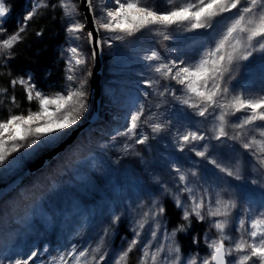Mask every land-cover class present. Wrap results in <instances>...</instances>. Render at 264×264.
I'll use <instances>...</instances> for the list:
<instances>
[{
  "label": "snow or ice",
  "instance_id": "6c2138e0",
  "mask_svg": "<svg viewBox=\"0 0 264 264\" xmlns=\"http://www.w3.org/2000/svg\"><path fill=\"white\" fill-rule=\"evenodd\" d=\"M103 2L107 3V0ZM57 3L68 18L66 31L79 39L76 33L83 32L86 25L74 19L78 14L76 4L72 0H57ZM57 3H52L51 7L55 8ZM84 3L93 24L87 32L93 58L104 44L111 47L114 41H123L142 33L159 36L163 41L173 40L174 32L180 36L192 34L191 45L203 43L194 59L176 50H173V58L166 59L160 50L153 48L143 56V60L161 78L180 86L177 89L169 84L158 93L161 97L169 95L174 107L178 105L180 115L177 116L174 111L178 122L191 123L196 118H211L217 122L211 133L183 127L176 129L174 140L177 152L184 153L187 148L189 153H194L210 165L213 173L207 175L195 167L185 172L178 162L170 165L169 170L175 174L172 186L158 184L161 194L170 198L181 213L182 223L170 231L166 227L161 231L166 208L156 199L135 226L129 229L132 238L111 256L104 239L109 236V230L105 229L95 246L91 242L82 246L71 243L59 248L55 255L49 253L47 246L37 247L22 258L0 256V264H36L37 260L39 264H128L130 254L137 248V264H264V123L256 124L257 121L264 122V78L257 90L258 95L246 94L243 87L234 85L242 68H250L257 60L264 66V0H164L163 5L157 0H111L109 6L99 9L93 5V0H84ZM47 7V0H36L21 26L8 33L5 21L10 9L6 0H0V66L8 68L14 59L13 49L23 40L22 33L28 21L40 8ZM181 28L183 31H176ZM101 30L115 35H109L104 40L100 37ZM69 51L75 54L77 48H70ZM68 63L72 64V57ZM75 63L85 65L87 60L76 59ZM69 71L72 69L69 68ZM73 79L72 75L66 76L67 81ZM86 83L87 80L83 81L78 89L67 85L64 91L48 95L37 88L36 82L27 73L12 78L11 87L15 89L20 85L29 104L36 101L37 107L36 110L29 107L26 113L9 109L6 118H0V165L11 153L20 150V142L29 138L28 148L53 145L57 140L69 137L74 128L79 127L83 112L88 108L87 93L81 90ZM143 85L151 89L153 81L145 79ZM7 92V88H0V94ZM142 96L148 97L149 92H143ZM10 102L19 107L15 95L10 97ZM237 113L242 115L230 121L229 117H235ZM150 120L153 122L149 123ZM154 121L152 110L149 109L145 116V105L138 102L128 113L123 129H118L113 135L124 137L133 144L145 145L149 141L145 126L155 136L173 130L172 118L165 123ZM248 126L253 127L244 131ZM257 132L259 139L255 134ZM212 141L218 143L213 144ZM229 141L236 142L239 149L246 153L249 161L247 172L252 173L253 178L246 179L243 157L232 165L229 152L222 151L225 148L234 150V144H226ZM195 142L203 143L197 148ZM124 148L128 150L129 145L125 143ZM213 149L216 151L213 152ZM225 177L238 183L229 182L215 195L210 187L205 186ZM246 184L259 188L257 199L253 198ZM253 205L256 215L249 219ZM234 215L236 238L226 232L232 227L230 218ZM193 218L200 223L207 220L209 229L216 230L212 238L208 231L203 234L202 239L208 249L203 256L198 250L183 253L176 239L178 233L187 234ZM120 222V215L111 218L113 227L119 226ZM246 223L250 227L241 231ZM146 225L151 226V231L144 239ZM191 242L198 246L201 238L193 236ZM43 254L48 255L45 257Z\"/></svg>",
  "mask_w": 264,
  "mask_h": 264
},
{
  "label": "rangeland",
  "instance_id": "374dc122",
  "mask_svg": "<svg viewBox=\"0 0 264 264\" xmlns=\"http://www.w3.org/2000/svg\"><path fill=\"white\" fill-rule=\"evenodd\" d=\"M72 2L76 4L78 9V14L74 16V19L84 23L86 27L83 32L76 33L80 38L75 39L72 34L66 31L68 18L63 15V25L65 35H67V41L64 45L67 62L72 57V64L69 65L68 63L72 71L68 70L67 76L72 75L74 77L73 81L66 80L64 89L67 85H71L72 89H78L80 84L87 80L84 88L81 89L87 93L85 99L88 104L87 111L83 112L81 117L80 123H82L94 112V59L87 39L89 28L81 9V1L72 0ZM110 2L111 0H107V3H104L103 0H93V5L99 9L109 6ZM97 15H99L98 11ZM176 31H183V29ZM12 32L15 31L12 30L9 33ZM173 34L175 38L165 44L159 43L158 36L146 33L141 36L127 37L123 41H114L111 47L107 43L104 44L103 99L105 102L115 105V108L106 112L96 124L89 127L63 155L0 203V256L22 258L30 250L45 246L48 247L50 254L55 255L59 248L65 247V238L68 235L76 237L73 241L78 246L89 242L95 246L105 229L109 230V236L104 239L111 256L113 252L125 245V241L132 238L129 229L134 227L136 222L142 218L143 213L149 210L152 201L159 199L163 203L165 196L159 191L158 184L167 183L169 187L172 186L175 174L169 169L172 163H179L178 157H182L190 163V168L195 167L203 170L207 175H212V167L201 158L196 157L194 153H189L187 148L184 153L177 152L174 140L176 129L183 127L189 130L199 129L202 132L211 133L214 124L217 122L211 118H196L191 123L185 122L183 124L178 122L174 117V111L177 116L180 115L178 105L174 107L169 95L165 94L161 97L158 94L163 91L166 85H175V82L161 78L143 60V56L153 48L160 50L166 59L173 58V50L185 55L184 53L191 49L190 59H194L203 43L191 45L192 34L187 36L176 35V32ZM109 35L115 34L101 30L102 39L107 40ZM77 43H80V47H82L80 59L87 60L85 65H77L75 60L78 59V52L73 54L69 51L73 47L79 49ZM185 43H187L186 49H183L181 46ZM241 70L251 76L240 77L239 72L237 74L239 78L234 81V85L243 87L246 94L258 95L257 90L261 86V79L264 78L262 62L257 60L250 68H242ZM254 71L255 73L252 74ZM133 74L137 76L131 79ZM145 79L153 81L151 89L144 87L143 81ZM175 87L180 88L179 85H175ZM145 91L149 92V96L146 98L142 96ZM138 102L144 103L145 116L148 115L149 109L152 110L155 116L154 122L165 123L172 118L173 130L164 131L155 136L151 133V129L145 126L144 131L149 134V141L145 145L133 144L132 141L124 137L114 136L113 134L118 129H123L128 113L134 109ZM240 115L242 113H237L235 117H229V120H235ZM121 116L122 118H120ZM152 122L149 121V123ZM262 123L264 122H256L257 125ZM252 127L248 126L244 131H250ZM229 131L231 133V129ZM255 134L259 139L258 132ZM154 136L155 140H152ZM30 140L31 138L28 141L20 142V150L11 153L4 164L0 165V185L22 172L34 158L57 145L63 139L57 140L53 145L41 144L39 147L33 145L28 148L27 144L30 143ZM125 143L129 145L128 150L124 148ZM202 143L195 142V146L199 148ZM212 143L218 142L212 141ZM227 143L235 145L234 150L222 149V151L229 152L231 164L235 165L236 161L243 157L246 179L253 178V174L247 172L249 161L246 153L239 149L236 142L229 141ZM215 151L216 149H213V152ZM155 157L159 158L160 162H155ZM217 159L219 160L220 157L217 156ZM124 174H129L134 179H143L152 189H141V193L131 195L126 186L128 179H120ZM229 182L238 183L224 178L223 180H214L205 186L210 187L212 194L215 195ZM58 183H62V185ZM121 189L124 190L126 196L123 198V202H120L118 197L121 194ZM252 189L260 194L258 187L252 186ZM251 193L254 199L258 198L255 193ZM221 195L224 193L221 192ZM44 198L46 201L42 202ZM120 205L123 208H120ZM107 215L111 218L120 215L119 226L113 227ZM255 215V205H253L249 219ZM230 219L232 220V227L226 229V232L236 238L238 233L236 232L235 215ZM245 225H247L245 229L250 227L249 223ZM147 226H149L148 230ZM165 227L169 231L174 228L166 225L165 220L162 219L161 231ZM245 229H241V231ZM150 231L151 226L146 225L144 239L148 238L147 234ZM205 231H208L210 238L216 235L215 229H209L207 220L203 223L201 232L194 230L187 236L189 237L188 240L181 239L178 233L176 239L180 243L182 252L188 254L198 250L201 256L206 255L208 249L202 239ZM193 236L201 238V243L195 248L191 242ZM43 255L46 257L48 254ZM138 259L139 248L136 249L132 264H137ZM36 264H39V260L36 261Z\"/></svg>",
  "mask_w": 264,
  "mask_h": 264
},
{
  "label": "trees",
  "instance_id": "16d2710c",
  "mask_svg": "<svg viewBox=\"0 0 264 264\" xmlns=\"http://www.w3.org/2000/svg\"><path fill=\"white\" fill-rule=\"evenodd\" d=\"M35 2L36 0H6V6L10 9V14L5 21V27L8 29V33L12 30L16 31L21 26L24 21V16ZM47 2L49 7L40 8L33 19L28 21L27 28L25 32L22 33L23 40L14 47V59L11 60L8 68L6 69L0 66V88L8 89L7 93L0 94L1 118H6L9 109L17 113L21 111L26 113L29 107L33 110H36L37 107L36 101L29 104L26 99V94L20 85H17L15 89L11 87L10 80L14 77L27 73L36 82L37 88L43 90L46 94H57L64 91L69 66L64 53V45L67 41V35H65L63 25V9L58 5L57 0H47ZM157 2L158 4L163 5L164 0H157ZM52 3H57V6L55 8L51 7ZM143 34L144 33L137 34V36H141ZM158 39L160 44H165L167 42L163 41L159 36ZM186 44L187 43L181 47L186 49ZM191 52V49H189L184 54L190 58ZM254 73L255 71L252 72V74ZM136 76L137 75L134 74L131 75V79ZM243 76L250 77L251 75L242 72L241 70L240 77ZM253 89L255 90V88ZM12 95H15L19 107L11 104L10 97ZM113 108H115V105L105 102L102 97L99 119H101L106 112L112 110ZM120 118H122V116ZM152 140L155 139L152 138ZM155 160V162H160V159L157 157H155ZM178 160L179 164L182 166V170L188 172L191 167L190 163L185 161L182 157H178ZM243 163L245 162L243 161ZM225 178L230 179L227 177ZM120 179H128V181H125H127V190L131 193V195L141 193V189H152V187L149 186L143 179H134V177L129 174H124ZM58 184L62 185V183ZM246 187L250 192L255 193L256 197H259V194L252 189V185L246 184ZM120 192L121 194H119L118 197L120 202H123V198H126V196L124 195L123 189H121ZM44 201H46L45 198L42 202ZM163 204L166 208V213L163 217L165 224L175 227L177 224L182 223L180 220V210L173 205L171 199L164 197ZM120 208L123 207L120 205ZM108 220L111 223V217H108ZM202 226L203 223L197 222L196 219L193 218L191 227L187 229V234L185 235L184 233H179V235L181 239L188 240L189 237L187 236L194 230L201 232ZM246 226L247 225L244 226V229ZM148 228L149 226H147V230ZM75 238L76 237H73L72 235H68V237L65 238L64 246L66 247L68 244L74 243L73 240ZM193 248H195V246H193ZM135 254L136 250L130 254L128 264H132V259Z\"/></svg>",
  "mask_w": 264,
  "mask_h": 264
},
{
  "label": "water",
  "instance_id": "95a60500",
  "mask_svg": "<svg viewBox=\"0 0 264 264\" xmlns=\"http://www.w3.org/2000/svg\"><path fill=\"white\" fill-rule=\"evenodd\" d=\"M81 7L86 18V24L89 30L92 29V18L88 14V10L85 6L84 0H80ZM95 35V33H94ZM101 37V32H100ZM105 67V54L104 46L101 48L95 58L93 65V103L95 105V111L92 115L86 119L84 122L79 124L78 128H74L69 137L64 138L57 145L43 151L38 155L32 162L19 174L10 179L9 181L0 185V203L19 187H21L25 182L31 179L39 171L46 168L53 160L57 159L63 152H65L70 146H72L75 141L93 124H95L101 112V101L103 96V72Z\"/></svg>",
  "mask_w": 264,
  "mask_h": 264
},
{
  "label": "bare ground",
  "instance_id": "6f19581e",
  "mask_svg": "<svg viewBox=\"0 0 264 264\" xmlns=\"http://www.w3.org/2000/svg\"><path fill=\"white\" fill-rule=\"evenodd\" d=\"M82 12H83V10H82ZM83 14H84V12H83ZM84 17H85V15H84ZM85 19H86V18H85ZM77 45L80 46V43H77ZM93 59H94V58H93ZM93 65H94V64H93ZM104 70H105V67H104ZM103 76H104V72H103ZM93 91H94V87H93ZM100 105H101V104H100ZM94 111H95V105H94ZM34 159H35V158H34ZM34 159H33V160H34ZM31 162H32V161H31ZM31 162H30V163H31ZM30 163H29V164H30ZM29 164H28V165H29Z\"/></svg>",
  "mask_w": 264,
  "mask_h": 264
}]
</instances>
